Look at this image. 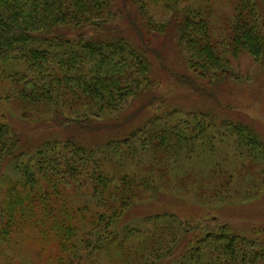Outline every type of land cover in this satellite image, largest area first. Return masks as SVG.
I'll use <instances>...</instances> for the list:
<instances>
[{
	"label": "trees",
	"instance_id": "obj_1",
	"mask_svg": "<svg viewBox=\"0 0 264 264\" xmlns=\"http://www.w3.org/2000/svg\"><path fill=\"white\" fill-rule=\"evenodd\" d=\"M158 5L172 15L181 87L195 97L224 92L232 58L248 54L264 71V0H227L219 26L213 0H0V264H264L262 227L241 233L207 218L264 190L252 126L174 108L99 138L112 124L97 120L159 87L138 30L170 37ZM7 103L42 126L35 140L12 127ZM70 122L89 143L45 138ZM23 240L37 251L23 253Z\"/></svg>",
	"mask_w": 264,
	"mask_h": 264
},
{
	"label": "rangeland",
	"instance_id": "obj_2",
	"mask_svg": "<svg viewBox=\"0 0 264 264\" xmlns=\"http://www.w3.org/2000/svg\"><path fill=\"white\" fill-rule=\"evenodd\" d=\"M214 16L213 20L215 25H220L222 18L225 16L226 11L229 9L227 0H213ZM130 9H123L124 16ZM152 14L156 20H169L172 24L169 27L170 37L167 33L149 32L146 23L138 28L139 32L144 35L140 43L144 45L145 49L149 50L150 56L153 58V63L156 70V78L160 81L159 87L153 89L151 93L146 94L143 98L135 100V103L122 111L115 120H97L98 124L105 122L110 126L109 129H102L98 133L103 132L104 139L116 138L124 134L122 128H117L119 124L128 126L129 130L137 125H141L143 121L149 118L150 115L158 113H166L167 110L174 108H181L184 110L203 109L214 112L218 115L219 121L230 120L232 122L241 121L252 126L264 140V71L259 72V65L254 62V59L248 55H241L239 59L232 58L234 66V74L226 78L225 83L222 85L218 95L213 96L211 99H201L195 97L199 91L195 89H183L181 87V74L184 70L181 69L182 65L179 62L181 51L176 45L173 36L176 34L173 28L172 15L165 10L161 5L152 7ZM171 19V20H170ZM122 27H133V22L124 19L121 22ZM223 27V26H222ZM75 34L74 31L68 32L69 36ZM175 34V35H174ZM171 38V40H170ZM176 38V37H175ZM183 66V65H182ZM243 80L246 85L237 86L236 82ZM197 83H202L197 81ZM204 86V85H203ZM144 111L140 112L144 107ZM228 107V108H226ZM226 108L225 111L222 109ZM8 117L12 127L20 132H25L22 136L30 140H35L36 135L42 127L35 123L32 124L28 121L21 120L19 111L11 104L7 103V107L3 109ZM134 117V118H132ZM69 128L58 127L50 128L45 138H65L73 135L74 133H82L83 129L80 126H75L70 122ZM91 132L82 133L80 136L81 141L89 143L91 140ZM264 186L260 185L257 188ZM256 191V190H255ZM183 206V205H180ZM182 215H196L198 214L196 208L183 207L182 211L178 209ZM212 211L208 220L220 219L229 222L239 232L249 233L251 229L262 227L264 229V190L260 193L259 197L247 203L233 202L226 206L222 212ZM192 217V216H189ZM22 251L25 254H34L38 245L34 241H22ZM31 264H36V259L31 261Z\"/></svg>",
	"mask_w": 264,
	"mask_h": 264
}]
</instances>
